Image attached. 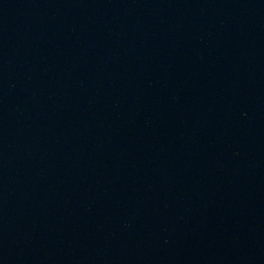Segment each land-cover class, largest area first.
<instances>
[{"label":"water","instance_id":"1","mask_svg":"<svg viewBox=\"0 0 264 264\" xmlns=\"http://www.w3.org/2000/svg\"><path fill=\"white\" fill-rule=\"evenodd\" d=\"M0 264H264V0H0Z\"/></svg>","mask_w":264,"mask_h":264}]
</instances>
